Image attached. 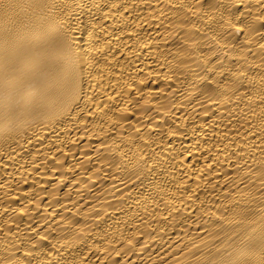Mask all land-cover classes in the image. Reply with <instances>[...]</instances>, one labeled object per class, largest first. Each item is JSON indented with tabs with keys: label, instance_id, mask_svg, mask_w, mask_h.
Returning a JSON list of instances; mask_svg holds the SVG:
<instances>
[{
	"label": "bare ground",
	"instance_id": "6f19581e",
	"mask_svg": "<svg viewBox=\"0 0 264 264\" xmlns=\"http://www.w3.org/2000/svg\"><path fill=\"white\" fill-rule=\"evenodd\" d=\"M0 264H264V0H0Z\"/></svg>",
	"mask_w": 264,
	"mask_h": 264
}]
</instances>
